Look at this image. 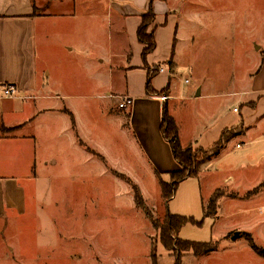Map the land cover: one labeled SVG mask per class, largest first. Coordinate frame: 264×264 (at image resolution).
<instances>
[{
    "label": "rangeland",
    "instance_id": "1",
    "mask_svg": "<svg viewBox=\"0 0 264 264\" xmlns=\"http://www.w3.org/2000/svg\"><path fill=\"white\" fill-rule=\"evenodd\" d=\"M95 1L93 23L92 15L80 6L72 23L61 25L51 16L44 30H36L38 80L46 87L39 93L68 97L64 104L74 112L81 138L94 152L105 154L112 168L132 171L144 203L154 219H161L166 204L152 174L139 168L130 148V140L137 143L139 135L136 118L130 116V107L118 109L117 98L105 96L108 71L122 70L129 63L143 64L138 41L130 38L134 17L127 11L139 6L124 0H113V5ZM38 2L42 8L45 1ZM164 5L174 12L156 16V48L149 56L176 64L170 78L174 93L189 97V101L173 104L181 143L186 146L219 115L225 117L236 108L240 111L236 117L241 116L244 105L230 93L249 88L242 81L255 64L254 46H262L256 52H264V0H173ZM98 58L104 62L99 64ZM258 62L260 67L264 58ZM160 66L167 70V64L160 62ZM143 69L144 64L128 71H134V79ZM123 82L114 78L115 89L122 90ZM200 89L201 98L196 96ZM59 102L47 104L54 107ZM162 106L158 107L160 118ZM64 118L48 123L47 132L38 123L20 132L35 139L36 179L21 180L26 190L25 211L0 219V264H153L150 246L155 230L135 206L127 177L84 149L73 130L71 134L63 129L68 124ZM140 122L148 130L144 120ZM16 129L7 130L13 133ZM228 143L217 159L215 174L235 179L231 185L238 191L220 190L223 197L237 195L236 200L222 202L216 219L205 218L202 196L208 186L201 191L198 180L189 178L178 184L167 202L169 214L202 221L200 226L183 225L180 239L218 242L213 254L201 259L184 256L181 264H264L245 241V234H251L255 244L264 248V117L246 137ZM255 190H262L261 194L252 196ZM236 231L241 238L231 241ZM174 263L157 245L156 264Z\"/></svg>",
    "mask_w": 264,
    "mask_h": 264
},
{
    "label": "crops",
    "instance_id": "2",
    "mask_svg": "<svg viewBox=\"0 0 264 264\" xmlns=\"http://www.w3.org/2000/svg\"><path fill=\"white\" fill-rule=\"evenodd\" d=\"M44 1L45 3L42 5V8H39V6H41L39 3L41 2L37 3V0H0V128H17L13 133H4L0 130V219L11 212L23 213L25 211L26 190L21 183V180H29L32 182L36 179V173L34 171L35 139L30 135H20L22 130L38 123L39 129H43L47 132V129L50 128L48 127V123L55 124L66 116L68 118V124L67 126H63V129L68 132L73 130L82 143L91 149L85 140L81 138V134L77 127V118L74 112L68 105L64 104V100L68 97H57L46 93H39L46 87L44 86V82L38 80L36 30L38 29L39 32L44 30L47 25L46 21L50 19L51 16H53V18H58L60 20L59 24L61 25L72 23L73 19L78 14L77 9H79L80 6H83L81 10H85L88 15H92L91 21L93 23V17H95V15L91 9L96 5V1ZM101 1L102 2L98 3L106 4L110 1L107 4L111 3V5H113V0ZM124 1L139 6V8H136L138 11L134 10L133 7L127 9V11H129L128 13L135 18H132L134 20V26L132 29L133 38L130 36L133 41L134 39L136 40V30L140 22V15L145 11L147 12L150 0ZM171 1L173 0L152 1L151 5L155 18L161 12H164L165 14H169L171 11L174 12V10H169L166 8V5H164V3L168 4L169 2L171 3ZM64 5H67L68 7ZM106 7L108 6L106 5ZM38 8L44 10L40 12ZM152 26L153 27L149 29L150 31L153 30L155 38L156 26L154 24ZM173 42L175 43V40H173ZM138 45L140 46L138 56L141 59L142 46L140 44ZM254 47L255 50L253 49L251 55L255 60V64L253 63V68L247 71L245 75L246 79L242 81L243 83H247L248 86L250 85L249 88L237 89L230 93L232 97H235L236 99L238 98L236 101L238 104L244 105L241 116L236 117V114H240V111L236 108L232 109V114H227L225 117L219 115L212 125L204 127L203 131L197 133L198 135L191 139L186 145L192 144L194 148L208 149L217 142L223 131L240 126L242 132L238 136L246 137L248 133H250L259 122H261L264 117V85H262L264 79V63L259 67L258 61H262V58H264V52H261V54L260 51L256 52L257 48L262 46ZM104 58H98L97 62L102 64ZM90 61L91 65L94 66L95 61ZM125 61H128L127 56ZM160 62L164 65L167 64V70L160 66ZM136 64L137 65L132 66L130 63L128 65L126 63L127 66L122 70L118 69L116 71L107 72L109 81L107 83L108 89L106 90L105 96L110 100L118 97H129L132 100L130 116L136 118L139 135L136 140L137 143H134L133 139L130 140V148L134 152L139 168H141L147 175L150 172L153 180L157 184L154 172L166 173L171 170L176 171L179 169V166L174 162L172 155H170L168 145L160 137L159 127L161 118L158 115L159 104L162 103L166 105L169 115L173 118L177 126L179 142L182 146H185L181 143L180 131L178 128L179 123L174 116L173 104L185 102L186 100L189 101V97H179L174 93L173 84L170 79L171 74L175 72L176 68V64L173 61L164 58L160 61L149 55L146 61L148 68L159 67L162 69V71H159L152 78L151 86L155 91H159L169 84V90L165 96L167 98L166 100H161L160 97L146 95V71L144 69L138 71V74L134 79L132 78L134 71H128L132 67H143V64L141 65L138 62H136ZM160 76L162 78L159 80ZM114 78H122L124 80L122 90L119 89L118 91L115 89L116 85L114 84ZM9 86L14 88V93L9 97H5L3 96V91ZM116 92H118V94ZM122 93L123 95H121ZM196 96H199V98L202 97L201 89ZM214 96L216 95H204V97L210 98ZM58 99L60 102L55 104L54 107L47 104V102L51 100L58 101ZM35 101L38 102L35 103ZM38 103L39 105H37ZM153 106L154 110L152 109ZM71 116L74 121L73 127ZM141 119H143L145 124L149 126L148 130L142 127L140 122ZM238 136H236L235 139ZM73 145H75L77 149H80L79 145H76V142H73ZM224 148L225 146L216 157L212 158L201 167L199 175L196 178L199 182V187H201V191L203 190L204 185L206 187L208 186V193L202 196L203 208L207 206L212 193L217 189L238 191L235 185H231L236 182L231 175L225 174L216 177L215 174L219 171L217 159H219L223 153ZM101 156L111 169L127 178L130 177L129 179L132 182L134 181L133 183L137 185L139 190H141V185L136 182V180H138L137 177H135L136 179L132 177V171L128 173L127 171L116 169L114 166L112 168L105 154L102 153ZM228 199L236 200L237 198H231L229 196L222 197L218 204V210L221 203L228 201ZM231 232L232 231L226 233L224 238H226ZM217 250L218 248L215 251ZM214 252L210 254H213ZM208 255L199 256V258L201 259V257ZM261 259L264 260L262 257Z\"/></svg>",
    "mask_w": 264,
    "mask_h": 264
},
{
    "label": "trees",
    "instance_id": "3",
    "mask_svg": "<svg viewBox=\"0 0 264 264\" xmlns=\"http://www.w3.org/2000/svg\"><path fill=\"white\" fill-rule=\"evenodd\" d=\"M152 1L153 0H150L147 12L140 15V22L136 30V39L138 43L142 46L141 59L144 64V70L146 71V95L160 97L167 95L169 90V84L165 88L159 91H155L151 86V80L159 72L160 68H148V66L146 65L147 56L150 55L156 48L154 32L153 30L150 31L149 29L155 19V14L152 10L151 5ZM71 122L73 127L74 121L72 116ZM0 130L4 133L9 132L7 129H4L2 127L0 128ZM159 130L164 141L169 144L172 153V158L179 166V169L176 171L166 173L154 172L159 189V195L164 204H166V210L167 202L173 197L178 184L189 178L196 179L199 175L201 167L205 163L210 161L212 158L216 157L229 141H231L236 136L240 135L242 132L240 126L225 130L221 133L217 142H215L208 149L194 148L192 144L182 146L178 139L177 126L173 118L169 115L165 104H163L162 106ZM79 143L88 152L96 155L102 161L106 162L101 155L95 153L91 149L89 150V148L82 142H80V140ZM164 177H166L167 180H165ZM125 180L131 185L135 206L143 211L145 217L149 220L153 229L155 230V238H153V241L151 242L150 246V257L153 264H156L157 245H160L165 250V252H167L174 258V264H181V259L184 256L189 255L197 258L199 256L208 255L218 248L217 242L198 243L180 239L179 232L183 225L191 224L200 226L202 221H196L192 217L171 215L166 210L165 214L161 219H154L150 210L144 203V200L137 185L134 184L129 178H125ZM259 185L262 186L263 184L261 183ZM263 189L264 186H262V190ZM261 191L255 190L254 193L251 195L254 196L259 192L261 193ZM248 195L249 194H246L245 197H247ZM228 196L231 198H237V195L230 194ZM222 197L223 194L221 193L220 189H217L212 193L207 206L204 208L205 218H216L218 204ZM245 236V241L247 242L249 247L254 251V253L264 258V248L259 247L255 244L251 234H245Z\"/></svg>",
    "mask_w": 264,
    "mask_h": 264
},
{
    "label": "built area",
    "instance_id": "4",
    "mask_svg": "<svg viewBox=\"0 0 264 264\" xmlns=\"http://www.w3.org/2000/svg\"><path fill=\"white\" fill-rule=\"evenodd\" d=\"M159 71H162V69H159ZM14 93V88L12 86H9L4 89L3 96L9 97ZM161 100H166L167 98L165 96H160ZM117 108L121 110H125L128 107L131 106L132 100L129 97H118L117 98Z\"/></svg>",
    "mask_w": 264,
    "mask_h": 264
},
{
    "label": "water",
    "instance_id": "5",
    "mask_svg": "<svg viewBox=\"0 0 264 264\" xmlns=\"http://www.w3.org/2000/svg\"><path fill=\"white\" fill-rule=\"evenodd\" d=\"M237 238H240V233L239 232H234L233 235L231 236V240L234 241Z\"/></svg>",
    "mask_w": 264,
    "mask_h": 264
}]
</instances>
